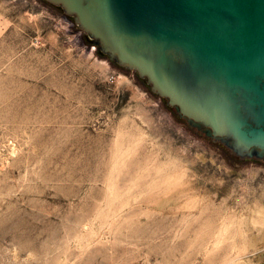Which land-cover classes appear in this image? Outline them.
<instances>
[{"label": "rangeland", "instance_id": "obj_1", "mask_svg": "<svg viewBox=\"0 0 264 264\" xmlns=\"http://www.w3.org/2000/svg\"><path fill=\"white\" fill-rule=\"evenodd\" d=\"M142 80L60 7L0 0V264H264V161Z\"/></svg>", "mask_w": 264, "mask_h": 264}, {"label": "water", "instance_id": "obj_2", "mask_svg": "<svg viewBox=\"0 0 264 264\" xmlns=\"http://www.w3.org/2000/svg\"><path fill=\"white\" fill-rule=\"evenodd\" d=\"M178 116L264 161V0H44Z\"/></svg>", "mask_w": 264, "mask_h": 264}, {"label": "trees", "instance_id": "obj_3", "mask_svg": "<svg viewBox=\"0 0 264 264\" xmlns=\"http://www.w3.org/2000/svg\"><path fill=\"white\" fill-rule=\"evenodd\" d=\"M105 56V55H104ZM142 81H144V80H142ZM144 83V82H143ZM145 84V83H144ZM146 85V84H145ZM234 157V156H233ZM237 159H238V157H236Z\"/></svg>", "mask_w": 264, "mask_h": 264}, {"label": "flooded vegetation", "instance_id": "obj_4", "mask_svg": "<svg viewBox=\"0 0 264 264\" xmlns=\"http://www.w3.org/2000/svg\"><path fill=\"white\" fill-rule=\"evenodd\" d=\"M222 145V144H221Z\"/></svg>", "mask_w": 264, "mask_h": 264}]
</instances>
